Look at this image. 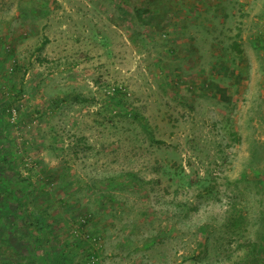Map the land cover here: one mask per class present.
<instances>
[{
    "label": "rangeland",
    "instance_id": "1",
    "mask_svg": "<svg viewBox=\"0 0 264 264\" xmlns=\"http://www.w3.org/2000/svg\"><path fill=\"white\" fill-rule=\"evenodd\" d=\"M0 264H264V0H0Z\"/></svg>",
    "mask_w": 264,
    "mask_h": 264
},
{
    "label": "trees",
    "instance_id": "2",
    "mask_svg": "<svg viewBox=\"0 0 264 264\" xmlns=\"http://www.w3.org/2000/svg\"><path fill=\"white\" fill-rule=\"evenodd\" d=\"M235 49H236V52L237 53H240V49H239V46L237 44L234 45Z\"/></svg>",
    "mask_w": 264,
    "mask_h": 264
}]
</instances>
